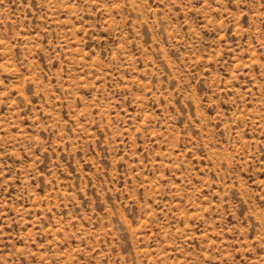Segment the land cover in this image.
Wrapping results in <instances>:
<instances>
[{"label": "rangeland", "instance_id": "374dc122", "mask_svg": "<svg viewBox=\"0 0 264 264\" xmlns=\"http://www.w3.org/2000/svg\"><path fill=\"white\" fill-rule=\"evenodd\" d=\"M0 264H264V0H0Z\"/></svg>", "mask_w": 264, "mask_h": 264}]
</instances>
